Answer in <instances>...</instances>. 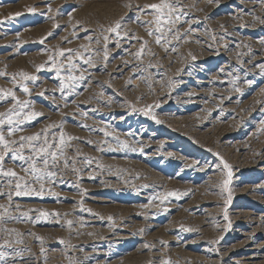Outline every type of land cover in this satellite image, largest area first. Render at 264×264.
I'll list each match as a JSON object with an SVG mask.
<instances>
[{
	"label": "rangeland",
	"instance_id": "1",
	"mask_svg": "<svg viewBox=\"0 0 264 264\" xmlns=\"http://www.w3.org/2000/svg\"><path fill=\"white\" fill-rule=\"evenodd\" d=\"M156 2L0 0V88L43 113L17 135L63 122L79 138L67 150L79 172L62 169L42 195L12 190L10 214L20 219L3 226L21 234L14 247L31 249L20 264H245L243 255L264 264V24L254 18L264 19V5L181 0V39L169 35L161 46L148 34L154 25L141 23L152 16L138 10ZM121 18L119 34L109 33ZM61 48L90 55L94 65L75 59L73 74L87 79L63 93L67 61L57 56L64 63L57 77L48 60ZM20 71L38 77L27 82L30 96L11 82ZM11 106L0 102V112ZM223 162L231 166L228 190ZM9 190L0 180V192ZM168 192L177 196L161 203Z\"/></svg>",
	"mask_w": 264,
	"mask_h": 264
},
{
	"label": "snow or ice",
	"instance_id": "2",
	"mask_svg": "<svg viewBox=\"0 0 264 264\" xmlns=\"http://www.w3.org/2000/svg\"><path fill=\"white\" fill-rule=\"evenodd\" d=\"M261 5H264V0H259ZM126 7H130L126 5ZM181 0H158L156 3L145 4L142 7L138 6V10L142 13L147 12L152 16L151 20L141 21L148 26L154 25V28L148 29L149 35L155 34V43L161 45V41L165 44H171L168 36L171 35L172 39L180 40L181 34L178 29L175 28L177 22L181 19L184 13L181 11ZM34 10V9H33ZM150 10V11H148ZM19 15V13H16ZM260 23L264 24V19L261 17H254ZM139 20V17H137ZM123 18L117 20L113 26H110L107 31L109 33H116L122 27ZM59 27V25H57ZM223 27V26H222ZM51 35V33H49ZM135 38V37H133ZM88 39H91L89 37ZM108 36H104V59H108L107 50V40ZM215 39V37H213ZM100 43L99 39L96 41ZM43 43V40H41ZM264 44V40L261 41ZM147 44V41L144 42ZM84 51H89L87 45L80 46ZM142 48L135 53L137 59L143 55ZM166 52L168 48L164 49ZM175 46H172V51H175ZM65 53H68L66 56ZM58 57H63L67 61V71L68 75L60 80L59 91L62 93L65 88L74 90L77 84L81 81H85L87 78L83 72L80 75H74L73 73L78 71V65L74 62L75 59L83 60V63L89 66H94L92 57H84L83 53L74 49H59L55 55H49L48 60L52 62V67L55 69L56 76L60 77L61 70L64 68L63 62L57 61ZM46 67L45 64H40L35 66V70L39 73ZM149 68L153 67L150 63ZM261 69L264 70V65H260ZM6 72H0V76H5ZM19 77V80H17ZM38 77L36 75H31L25 71H20L19 73L13 74L11 77V82L19 87V89L27 94L31 95V90L27 85V82L36 83ZM131 83V79L129 80ZM235 84V80L233 81ZM245 83L251 85L253 81L245 80ZM240 92V88L235 89ZM43 96L44 92L39 93ZM103 95V93H101ZM11 100L12 106L3 112H0V180H6L7 187L10 189L8 192H0V195H6L8 204H0V233H4V239L0 241V264H20L21 261L25 260L23 253L30 252L31 249L28 248H16L14 245H21L24 241L20 238L21 234L16 229H9L4 227L10 220H19L20 217H16L10 214V209L12 208V190L16 196H26V195H42L45 184L47 182L53 181L55 177L60 174L62 169H68L71 167L73 172H79L80 170L75 167L77 160L69 157L67 150L72 147L71 141L79 139L78 137L69 136L63 131V122L60 124H49L40 132L34 133L32 135H17L18 133H23L26 123H31L37 117L43 115V113L37 112L32 109V102L30 100H21L17 97L14 89H4L0 88V102H6ZM149 108L151 106H148ZM141 111L146 116H155L150 111L141 109ZM160 123L159 120L156 121ZM264 124V121H261ZM87 127V125H83ZM53 128H59L60 132L57 134L52 131ZM101 131H104L101 129ZM105 136L109 135L108 132H104ZM91 143V141H88ZM102 150V149H98ZM76 156H79V150L76 151ZM11 161L15 167H7V162ZM83 163L85 165H90L92 163V158L84 157ZM227 172L228 179L223 182L224 188L228 190L231 181V166L227 162H223ZM17 168L20 172H17ZM34 185H39V187H34ZM169 196H177L175 192H168L162 194L160 199L163 203ZM228 199L231 200V192L229 191ZM19 209V205H16ZM40 211V210H36ZM24 213V216H27ZM41 215L47 216V212H41ZM225 219H227V214L225 213ZM69 227L73 224V221H67ZM192 231V229H187ZM15 236V239L10 237ZM63 243V241H61ZM74 247V246H73ZM44 250L41 249V252ZM162 264H171L170 260H164Z\"/></svg>",
	"mask_w": 264,
	"mask_h": 264
},
{
	"label": "bare ground",
	"instance_id": "3",
	"mask_svg": "<svg viewBox=\"0 0 264 264\" xmlns=\"http://www.w3.org/2000/svg\"><path fill=\"white\" fill-rule=\"evenodd\" d=\"M211 57V56H210ZM228 67V66H227ZM204 86V85H203ZM217 88V87H216ZM216 90V89H215ZM179 99V98H178ZM189 99V98H188ZM205 104V103H204ZM264 158V157H263ZM261 160V159H260ZM258 163V162H257ZM256 164V163H255ZM259 166V165H258ZM258 169V168H257ZM264 169V168H262ZM256 220V219H255ZM125 238V237H124ZM186 246V245H185ZM251 250V248H247L246 251H249ZM252 252V251H251ZM244 256V255H243ZM242 256V260L245 261L246 263L245 264H254L255 262L253 261V258L252 257H243ZM155 257V256H154Z\"/></svg>",
	"mask_w": 264,
	"mask_h": 264
}]
</instances>
